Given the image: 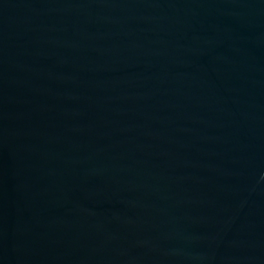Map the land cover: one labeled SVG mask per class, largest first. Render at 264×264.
I'll return each instance as SVG.
<instances>
[{"label":"water","instance_id":"1","mask_svg":"<svg viewBox=\"0 0 264 264\" xmlns=\"http://www.w3.org/2000/svg\"><path fill=\"white\" fill-rule=\"evenodd\" d=\"M0 264H264V0H0Z\"/></svg>","mask_w":264,"mask_h":264}]
</instances>
